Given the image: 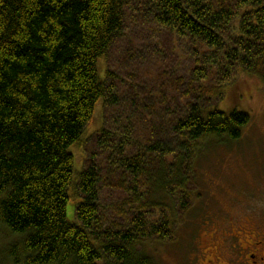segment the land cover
<instances>
[{
	"label": "trees",
	"instance_id": "1",
	"mask_svg": "<svg viewBox=\"0 0 264 264\" xmlns=\"http://www.w3.org/2000/svg\"><path fill=\"white\" fill-rule=\"evenodd\" d=\"M126 2L0 0V230L18 238L0 255L11 264H157L139 245L151 235L165 239L171 222L149 226L147 210L170 208L178 193H188L191 160L203 142L237 141L249 122L247 113L226 114L211 102L234 70L252 74L263 68L264 0H150L157 24L222 53L219 81L225 84L213 80L211 66L207 76L210 60L202 67L207 75L198 76L203 70L196 69V59L184 87L161 82L155 102L144 87L137 95L141 99L131 102L144 116L151 115L150 104L166 103L168 88H184V99L191 94L197 99L168 123L171 141L158 138L144 146L133 141L131 112L120 128H100L97 144L109 151L107 176L121 171L125 178L118 188L127 198L117 213L125 216V205L131 211L122 231L103 229L98 169L82 170L75 196L68 192L74 166L70 147L79 143L100 98L105 108L116 104L115 87L107 83L109 76L99 77L98 64L122 31ZM195 55L201 61L208 56ZM167 156L175 166L166 164ZM70 199L78 200L77 223L67 218Z\"/></svg>",
	"mask_w": 264,
	"mask_h": 264
},
{
	"label": "rangeland",
	"instance_id": "2",
	"mask_svg": "<svg viewBox=\"0 0 264 264\" xmlns=\"http://www.w3.org/2000/svg\"><path fill=\"white\" fill-rule=\"evenodd\" d=\"M149 1L127 0L123 9L122 31L98 64L99 77L109 76L107 83L112 82L115 87L116 104L105 108L100 98L79 143L70 147L74 166L68 192L70 196H75L78 176L82 170L91 165L98 169L100 180L96 189L99 220L103 229L109 228L111 231H122L128 224L131 211L129 205H125V216L117 213L127 198V194L118 188L123 182L120 178H125L120 175L121 171L111 178L107 176L109 165L105 159L109 151L97 144L100 128H120V120L131 112L134 113L129 120L133 126V141L142 142L144 146L152 140H159L158 138L169 140L168 132L172 131L168 130V123L176 118L190 99H197H192L193 94L184 99L181 96L185 92L184 88L179 89V92L168 88L165 93L166 103L150 104L151 115L144 116L131 104L136 102V98L141 99L137 95L144 91V87L153 102L156 101V90L161 82L168 84L171 81L172 85L177 82L180 87H184L192 76L196 59L202 62L199 66L196 63V69L203 70L198 76L207 75L206 68L202 67L210 60L211 64L206 67L211 66L213 80L217 85L225 84L219 81L223 69L222 53L216 49L208 50L200 46L195 38L177 36L170 28L157 24ZM195 52L198 56L207 52L208 56L201 61ZM262 67L254 68L252 74L243 72L241 68L234 70L222 93L212 98V105L226 114L236 110L249 115V122L242 129L241 138L231 143L223 140L203 142L202 152L191 160L192 182L186 188L188 193H178L170 208L160 210L158 207H150L147 210V225L159 221L171 222L170 235L165 239L158 240L151 235V240L147 239L139 245L141 251L157 264H205L204 260L212 253L211 245H214L210 227L252 223L264 225V66ZM121 138L120 130L117 141ZM115 146L116 144L113 147ZM129 149L127 146L126 151ZM132 149L134 150L133 147ZM115 154L120 156V150L115 151ZM166 164H170L169 167L175 166L176 160L167 156ZM77 201L70 199L66 207L67 218L73 223H77L73 218ZM17 240V236L1 229L0 253L5 246ZM207 249L208 252L204 253ZM0 264L11 263L7 256L1 254Z\"/></svg>",
	"mask_w": 264,
	"mask_h": 264
},
{
	"label": "flooded vegetation",
	"instance_id": "3",
	"mask_svg": "<svg viewBox=\"0 0 264 264\" xmlns=\"http://www.w3.org/2000/svg\"><path fill=\"white\" fill-rule=\"evenodd\" d=\"M209 231L214 236V245L205 264H264L263 224L216 225Z\"/></svg>",
	"mask_w": 264,
	"mask_h": 264
}]
</instances>
